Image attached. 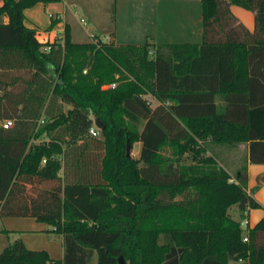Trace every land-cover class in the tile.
I'll return each instance as SVG.
<instances>
[{
  "label": "trees",
  "instance_id": "16d2710c",
  "mask_svg": "<svg viewBox=\"0 0 264 264\" xmlns=\"http://www.w3.org/2000/svg\"><path fill=\"white\" fill-rule=\"evenodd\" d=\"M56 2L0 5V120L14 121L0 123V218L52 225L64 255L19 238L0 264H264V216L245 229L229 213L261 204L213 149L250 142L264 163V0H202V45L97 47L67 27L44 53L25 12ZM233 6L254 13L253 33Z\"/></svg>",
  "mask_w": 264,
  "mask_h": 264
},
{
  "label": "crops",
  "instance_id": "0c3cea01",
  "mask_svg": "<svg viewBox=\"0 0 264 264\" xmlns=\"http://www.w3.org/2000/svg\"><path fill=\"white\" fill-rule=\"evenodd\" d=\"M67 1L69 3L68 7L64 6L62 3L56 2L39 3L34 8L28 9L25 12L26 20L32 25L29 26L27 22L26 25L32 29L39 30L42 28L44 31H48L54 21L50 19L49 15L55 14L60 20H58L59 23L54 29H62L63 25H65V28L69 27L72 41L79 44L91 43L89 33L105 38L109 44L119 46H142L146 44L155 47L185 44L202 45L204 42L202 0ZM38 7L41 9L40 11L36 10ZM78 10H81L86 17H80ZM231 10L238 21L251 33L255 31L256 22L254 13L238 6H233ZM43 17H45L44 21L42 20ZM81 19L86 20V26L81 24ZM77 23L83 31V41H76L74 39L75 24ZM256 91V94L262 92L259 96L263 98V91H259V89H256ZM216 101L218 104H222V95L218 94L216 96ZM156 102L158 104L157 100ZM138 143L141 142H137V144ZM216 147H218V151L221 153L223 159L229 163V166L235 168V173H232L229 167L225 166L221 161L220 163L229 171L234 180L238 181L240 178H247V190L249 194L261 204L260 208L250 209L247 218L242 219L240 215L239 220L241 219L247 227L252 228L264 216V163L258 164L250 161V142L219 145ZM241 153L244 154L243 160L238 158V155ZM229 155H232L233 159H231ZM241 163L243 165H241ZM4 218L7 217H2L0 220ZM22 218H31L36 222L33 223L35 225L34 227H36L34 228L36 230L33 231H38L35 232V234H45L46 236L53 235L47 227L39 226L38 224L42 222L37 221L35 218ZM3 230L14 232L9 233L8 237H11V241H9V238L7 242H2L0 244V252H2L10 242L12 243L20 238L29 250L45 251L50 259L54 261H60L63 258V235L61 234H58V241L61 243L62 253H60L59 257L55 258L52 255V247L49 242L42 244L41 247H34L35 244L32 241V234L34 233L27 232L28 230L23 228L4 227L1 229V232H4Z\"/></svg>",
  "mask_w": 264,
  "mask_h": 264
},
{
  "label": "rangeland",
  "instance_id": "374dc122",
  "mask_svg": "<svg viewBox=\"0 0 264 264\" xmlns=\"http://www.w3.org/2000/svg\"><path fill=\"white\" fill-rule=\"evenodd\" d=\"M36 10L40 11L41 9H40V7H38ZM78 14H79L80 17H86L85 14L81 10H78ZM44 19H45V17L42 18L43 21H44ZM26 22H27V24L29 26L32 25L28 20H26ZM75 27L76 28L74 30V39L76 41H83L84 40V36H83V31L80 28V25L77 23V24H75ZM43 36H45V31L42 28H40L38 30V37L42 38ZM147 96H148L151 104L153 106H155L157 104L156 100L151 95H147ZM3 122L4 121L0 120V123H3ZM13 123H14V121H13ZM38 123H42V119L39 120ZM35 141L38 142L39 140H35ZM141 146H142L141 143H138V144L136 143L134 145V148L132 149V156L133 157H135V158H139L140 157ZM213 149L215 151L219 152L218 151V147L215 146V147H213ZM243 155L244 154H242V153L239 154L238 158L243 160L244 159ZM229 156H230L231 159H233L232 155H229ZM236 156H237V154H236ZM219 160L225 166L229 167V169L231 170L232 173H235V168H233L232 166H229V163L226 162L225 159H223L221 153H220ZM188 161H190V160H188ZM241 165H243V164L241 163ZM62 173L63 172H61V174ZM229 213L235 220H239V218H240V210H239L237 205L232 206L229 209ZM33 221L34 220H32L31 218H22V217H7V218H4L3 220H0V244L2 242H7L9 240V238H10L9 241H11L12 240L11 237H8V236H9V233H13L14 232V231H9V232H5L4 233V232H1L2 228H4V227H7V228H23L25 230H28L27 232L34 233V234H32L33 235L32 236V239H33L32 241L35 244L34 247H41L42 244H45L46 242H49L51 244V247H52L51 249H52L53 257H55V258L59 257L60 253H62V247H61V243H59V241H58V239H59L58 233L56 234L55 232L52 231V229H53L52 225H50L48 223H45V222H42V223H40L38 225L47 227L48 229H50V233H53V235L52 236H46L45 234H42V235L35 234V232H38V231H33V230H36V229H34L36 227H34L35 225L33 224V223H36V222L35 221L33 222ZM239 221H242V220L240 219ZM12 238H13V235H12ZM36 245H38V246H36ZM95 263H96V256H94L92 261H91V264H95Z\"/></svg>",
  "mask_w": 264,
  "mask_h": 264
},
{
  "label": "built area",
  "instance_id": "2783aa9c",
  "mask_svg": "<svg viewBox=\"0 0 264 264\" xmlns=\"http://www.w3.org/2000/svg\"><path fill=\"white\" fill-rule=\"evenodd\" d=\"M4 0H0V5H2ZM57 2L62 3L64 6L68 7L69 3L67 0H57ZM51 20L57 21L60 20L55 14H50L49 15ZM81 24L86 26L87 22L85 19L80 20ZM58 25V24H57ZM55 28V27H54ZM51 29L48 31H45V36L42 38L38 37L39 42L41 43V51L44 53H49L53 49L58 48V47H64L65 42H66V28L65 25H63L62 29ZM91 43L96 45L97 47H101L102 45L109 44V42L105 38L98 37L97 35L93 33H89ZM85 73L87 70L84 71ZM117 86V83H112L110 84V87L114 88ZM13 120L7 119L4 121L3 125L5 128H10L13 126ZM101 133V129L95 124L91 127L90 129V134L97 137ZM242 225L244 228H247L246 224L242 222ZM243 241H247L246 238L243 239Z\"/></svg>",
  "mask_w": 264,
  "mask_h": 264
},
{
  "label": "water",
  "instance_id": "95a60500",
  "mask_svg": "<svg viewBox=\"0 0 264 264\" xmlns=\"http://www.w3.org/2000/svg\"><path fill=\"white\" fill-rule=\"evenodd\" d=\"M95 124H96L101 130H104L105 127H106L105 123L103 122V120H102L100 117H96V118H95ZM127 155H128L129 157L132 156V154H131V147H130V146H128ZM118 264H125V262H124V260H123L122 258H119V262H118Z\"/></svg>",
  "mask_w": 264,
  "mask_h": 264
}]
</instances>
